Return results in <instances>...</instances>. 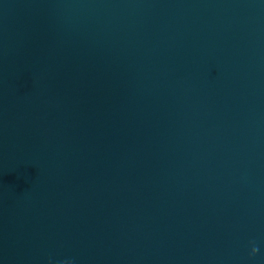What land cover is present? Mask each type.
Segmentation results:
<instances>
[{"label": "water", "instance_id": "obj_1", "mask_svg": "<svg viewBox=\"0 0 264 264\" xmlns=\"http://www.w3.org/2000/svg\"><path fill=\"white\" fill-rule=\"evenodd\" d=\"M0 264H264V0H0Z\"/></svg>", "mask_w": 264, "mask_h": 264}, {"label": "clouds", "instance_id": "obj_2", "mask_svg": "<svg viewBox=\"0 0 264 264\" xmlns=\"http://www.w3.org/2000/svg\"><path fill=\"white\" fill-rule=\"evenodd\" d=\"M258 251H259V249H258L257 247L254 246V247L252 248V253H253V254L257 253Z\"/></svg>", "mask_w": 264, "mask_h": 264}]
</instances>
